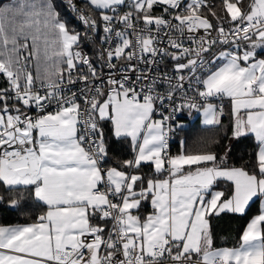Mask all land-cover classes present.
Returning a JSON list of instances; mask_svg holds the SVG:
<instances>
[{"label": "snow or ice", "instance_id": "1", "mask_svg": "<svg viewBox=\"0 0 264 264\" xmlns=\"http://www.w3.org/2000/svg\"><path fill=\"white\" fill-rule=\"evenodd\" d=\"M63 2L0 8V202L18 206L9 194L23 188L46 209L0 226V264H264V0H67L83 34ZM101 29L98 67L81 44ZM224 98L232 138L254 139L249 161L228 166L183 140L171 154L177 114L221 126ZM110 139L131 158L105 166ZM257 202L217 247L212 219Z\"/></svg>", "mask_w": 264, "mask_h": 264}, {"label": "trees", "instance_id": "2", "mask_svg": "<svg viewBox=\"0 0 264 264\" xmlns=\"http://www.w3.org/2000/svg\"><path fill=\"white\" fill-rule=\"evenodd\" d=\"M79 4L85 8L84 2L78 0ZM11 3V0H0V8ZM159 9V8H157ZM61 14L70 21V26L80 32V26L74 22V13L66 10V6L60 4ZM156 10V9H155ZM86 11H90L86 9ZM93 15H98L92 12ZM85 45V41L81 46ZM6 83L0 80V87H5ZM222 101V100H221ZM224 106V115L222 116V125L215 128L201 125L197 118L181 128H177L175 143L172 154L180 150V141H186L187 148L192 151L210 148L215 151L219 157H224L227 154L225 164L228 166H242L250 159L254 147V139L251 137H242L233 139L231 135V107L227 102H220ZM106 134L111 138L110 124H104ZM110 148L109 155L111 159L107 166H115L119 161L131 158V151L127 142L119 143L114 139L109 140ZM143 172L145 175L151 176L152 169L150 166H144ZM218 187L226 193L230 191L231 185L228 182H218ZM2 194V193H0ZM20 199V204L16 207L10 206L7 201L0 202V225L11 223H28L34 221L39 214H42L45 207L35 200L27 189L21 188L19 193H10ZM259 202L253 204L247 214L243 217L233 214H221L219 217H214L211 221L212 231L214 234V242L217 247L231 246L233 240L238 233L243 229L248 220L257 213ZM149 209L148 203L142 205V212Z\"/></svg>", "mask_w": 264, "mask_h": 264}, {"label": "built area", "instance_id": "3", "mask_svg": "<svg viewBox=\"0 0 264 264\" xmlns=\"http://www.w3.org/2000/svg\"><path fill=\"white\" fill-rule=\"evenodd\" d=\"M64 2L67 4V0H64ZM75 4L77 5V7L83 8L78 0H74ZM87 12V11H86ZM76 14L74 13V18H75ZM76 22L81 26L82 31L81 33L83 34L86 31V26L82 25L81 22L76 19ZM104 36V33L101 30H98L96 33H89V38L85 40V45L81 46L83 52L85 54H87L88 56L92 57L94 61L97 62V66L99 67V64L101 63L98 59L99 56V52L102 48H107L108 44L103 43L102 41V37ZM119 63V62H117ZM159 68L161 71H168L170 72L171 69V62L170 61H164L163 63H161L159 65ZM105 74H107V69H105ZM128 75H130L132 77V79H135V73H126ZM6 87V86H5ZM82 87L81 84H77V88ZM76 89H73V91H75ZM163 89H161L162 91ZM167 114V113H165ZM155 118H159V113H157L155 116ZM178 123V121H177ZM176 134H177V128L173 131V133L170 134V139H169V144H170V152L172 154L173 151V146L175 143V138H176ZM107 166V165H105Z\"/></svg>", "mask_w": 264, "mask_h": 264}, {"label": "crops", "instance_id": "4", "mask_svg": "<svg viewBox=\"0 0 264 264\" xmlns=\"http://www.w3.org/2000/svg\"><path fill=\"white\" fill-rule=\"evenodd\" d=\"M82 2H83V0H82ZM85 4V3H84ZM157 8H159V7H157ZM156 8V10H155V14H159L160 13V8L159 9H157ZM90 10V9H89ZM259 51V50H258ZM218 101H220V102H227L229 105H230V102L228 101V99L227 98H224L222 101L221 100H218ZM231 107V106H230ZM178 115V117H179V119H178V123L180 124V125H186V124H188L189 122H192L195 118H197V120H198V122L200 123V115H199V113L196 115V116H194V117H191L190 115H189V112L187 111V110H185L183 113H181V114H177ZM155 118V117H154ZM158 119V118H157ZM201 124V123H200ZM201 125H204V124H201ZM180 151V150H179ZM178 151V152H179ZM177 152V153H178ZM177 153H174V154H177ZM215 190H221L219 187H217ZM145 203H148V205H149V209L147 210V211H143L142 212V208H141V213L143 214V215H147L149 212H151V207H150V203L149 202H145ZM46 209H44V211H45ZM43 211V212H44ZM257 214V213H256ZM255 214V215H256ZM39 215H41V214H39ZM38 215V216H39ZM37 216V217H38ZM254 216V215H253ZM251 219V218H250ZM249 219V220H250ZM36 220V219H35ZM34 220V221H35ZM34 221H32V222H34ZM32 222H28V223H32ZM28 223H11V224H1L0 226H9V225H18V224H28ZM247 224V223H246ZM246 226V225H245Z\"/></svg>", "mask_w": 264, "mask_h": 264}, {"label": "rangeland", "instance_id": "5", "mask_svg": "<svg viewBox=\"0 0 264 264\" xmlns=\"http://www.w3.org/2000/svg\"><path fill=\"white\" fill-rule=\"evenodd\" d=\"M63 4L66 6L67 4L65 3V2H63ZM72 13V12H71ZM74 22L75 23H77L76 22V20H75V18H74ZM80 26V25H79ZM82 31V28H81V26H80V32ZM214 102H216V103H218L219 104V101L217 100V101H214ZM198 114V112H195V111H193L191 114H189L191 117H194V116H196ZM199 115H200V123L201 124H203V117H202V115L199 113ZM231 135H232V133H231Z\"/></svg>", "mask_w": 264, "mask_h": 264}]
</instances>
